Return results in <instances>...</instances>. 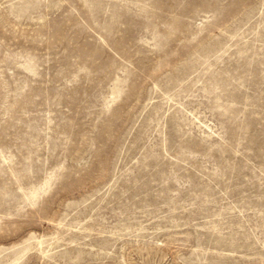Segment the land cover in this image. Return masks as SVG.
Segmentation results:
<instances>
[{
    "label": "rangeland",
    "instance_id": "1",
    "mask_svg": "<svg viewBox=\"0 0 264 264\" xmlns=\"http://www.w3.org/2000/svg\"><path fill=\"white\" fill-rule=\"evenodd\" d=\"M0 264H264V0H0Z\"/></svg>",
    "mask_w": 264,
    "mask_h": 264
}]
</instances>
